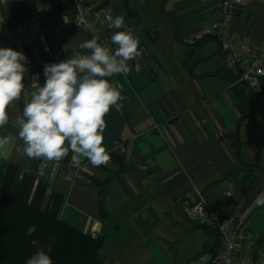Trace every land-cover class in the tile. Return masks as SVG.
Masks as SVG:
<instances>
[{"label": "crops", "instance_id": "obj_1", "mask_svg": "<svg viewBox=\"0 0 264 264\" xmlns=\"http://www.w3.org/2000/svg\"><path fill=\"white\" fill-rule=\"evenodd\" d=\"M90 4L108 6L113 18L123 16L140 47L147 49V64L139 72H133L129 61L131 70L126 77L121 75L119 84L123 99L105 117L104 146L121 155L124 165L116 173L111 167H89L84 181H78L70 152L38 174L43 162L29 160L16 136L23 97L9 107V123L0 128V135L11 141L0 152V160L16 165L19 175L48 182L42 208L53 190L64 193L61 218L85 233L104 235L99 251L103 264H206L217 234L186 213L197 191L210 209L243 226L242 246L253 238L255 259L264 264V206L254 203L264 193V169L247 172L250 164L264 168V94L232 85L211 29L218 0H90ZM33 16L32 28H45L63 16L72 18L74 8L71 0H0V34ZM103 26L111 35L123 30L109 29L107 22ZM230 32L264 46V0H242ZM88 39L83 30L67 29L51 44V53L40 46L15 49L29 60L26 91L34 74L44 84L45 64L87 51L79 45ZM109 48L114 51L115 45L110 43ZM117 142L122 152L114 150ZM229 172L235 173L233 177ZM87 176L107 182L104 214Z\"/></svg>", "mask_w": 264, "mask_h": 264}, {"label": "clouds", "instance_id": "obj_2", "mask_svg": "<svg viewBox=\"0 0 264 264\" xmlns=\"http://www.w3.org/2000/svg\"><path fill=\"white\" fill-rule=\"evenodd\" d=\"M109 29H123L111 35L115 50L105 46L100 37L80 43L71 58L44 65L45 82L33 75L26 91L24 77L28 73V57L11 47L0 48V128L9 123L8 109L23 97L22 114L15 120L17 139L23 142V154L29 160H40L38 174L43 175L49 162L59 164L69 153L80 164L87 159L93 167L107 165L111 156L104 146L105 117L123 99L114 76H127L129 61L141 55L139 38L123 16L106 17ZM7 135H0V152L10 144ZM254 203L264 206V193ZM35 225L27 229L32 235ZM33 246H39L33 240ZM50 249L43 247L32 254L25 264H53Z\"/></svg>", "mask_w": 264, "mask_h": 264}, {"label": "built area", "instance_id": "obj_3", "mask_svg": "<svg viewBox=\"0 0 264 264\" xmlns=\"http://www.w3.org/2000/svg\"><path fill=\"white\" fill-rule=\"evenodd\" d=\"M71 4L74 16L72 18L63 16L58 24L50 27L32 28L34 16L12 25L6 32L0 34V48L40 46L46 53H51V44L67 29L83 30L91 38L93 35L99 36L100 41L109 47L111 33L104 29L103 24L106 17H113L111 9L108 6L94 8L90 0H71ZM241 4L242 0H218L217 18L211 29L223 53L224 66L233 76L232 85L245 86L260 92L264 85V46L252 44L244 37L235 36L230 32L231 19ZM140 50L141 55L131 61L135 73L147 64V49L140 47ZM114 150L122 152L123 146L117 142ZM101 166L112 167V162L110 160L107 165ZM72 167L74 179L83 181L88 168L93 166L88 161H81L80 164L74 162ZM186 213L192 220L213 229L217 234L216 248L206 255V264H259L255 259L256 241L249 238L243 247L242 242L245 238L243 226L220 211L210 209L200 191H197L195 200L186 206Z\"/></svg>", "mask_w": 264, "mask_h": 264}, {"label": "trees", "instance_id": "obj_4", "mask_svg": "<svg viewBox=\"0 0 264 264\" xmlns=\"http://www.w3.org/2000/svg\"><path fill=\"white\" fill-rule=\"evenodd\" d=\"M115 81L121 84V75ZM259 93L264 94V85ZM110 156L111 168L116 173L124 165V160L115 152ZM257 167L264 169L250 164L247 172L253 174ZM234 174L229 172L231 177ZM86 179L97 190L99 211L104 214L107 182H99L89 176ZM47 186L46 180H37L27 173L19 175L16 165L0 160V264H25L38 247H43L46 252L50 249L53 264H103L99 251L104 235L85 233L64 221L60 215L65 195L59 190L50 193L46 206L42 208ZM32 225L36 231L27 235V229ZM33 240H38L39 246H33Z\"/></svg>", "mask_w": 264, "mask_h": 264}, {"label": "water", "instance_id": "obj_5", "mask_svg": "<svg viewBox=\"0 0 264 264\" xmlns=\"http://www.w3.org/2000/svg\"><path fill=\"white\" fill-rule=\"evenodd\" d=\"M161 6H162V4H161ZM238 128H239V121H238L237 127H236V135H237V141H238V148H240L239 137H238Z\"/></svg>", "mask_w": 264, "mask_h": 264}, {"label": "rangeland", "instance_id": "obj_6", "mask_svg": "<svg viewBox=\"0 0 264 264\" xmlns=\"http://www.w3.org/2000/svg\"><path fill=\"white\" fill-rule=\"evenodd\" d=\"M160 7V6H159ZM160 10L162 11V8H160Z\"/></svg>", "mask_w": 264, "mask_h": 264}]
</instances>
